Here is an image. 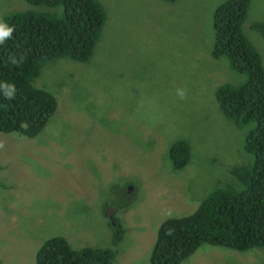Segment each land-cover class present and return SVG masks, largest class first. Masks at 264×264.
<instances>
[{
  "label": "rangeland",
  "instance_id": "374dc122",
  "mask_svg": "<svg viewBox=\"0 0 264 264\" xmlns=\"http://www.w3.org/2000/svg\"><path fill=\"white\" fill-rule=\"evenodd\" d=\"M99 1L108 17L90 62L48 61L33 80L58 101L42 132H0L2 264H36L59 235L78 249L111 247L123 264H150L164 219L195 211L217 185L233 183V167L254 161L245 139L255 122L234 126L215 98L221 83L246 78L227 56L212 57L214 12L226 0ZM25 11L62 16L65 7L0 0V22ZM255 24H264V0H251L243 23L264 62ZM178 138L191 143L182 170L169 158ZM112 212L131 235L116 246ZM181 264H264V246L205 243Z\"/></svg>",
  "mask_w": 264,
  "mask_h": 264
},
{
  "label": "trees",
  "instance_id": "16d2710c",
  "mask_svg": "<svg viewBox=\"0 0 264 264\" xmlns=\"http://www.w3.org/2000/svg\"><path fill=\"white\" fill-rule=\"evenodd\" d=\"M29 1L65 7L62 16L25 11L6 14L1 21L13 31L0 42V131L35 137L57 111L58 101L51 92L35 86L34 78L48 61L69 57L90 62L108 13L99 0ZM250 2L226 0L216 8L212 57L227 56L231 67L246 75L240 85H218L215 98L223 116L236 127L255 122L245 139L254 161L250 166L233 167V183L217 185L195 211L164 219L156 230L150 264H181L205 243L238 251L264 246V62L243 30ZM254 27L264 35V24ZM13 87V97L7 98L5 93ZM190 145L185 138L170 145L175 169L182 170L189 163ZM129 197L122 196V207H127ZM111 217L112 246H116L131 235L125 232L128 224L125 229L118 218L115 222L113 212ZM117 257L111 247L76 249L59 235L38 249L36 264H123Z\"/></svg>",
  "mask_w": 264,
  "mask_h": 264
},
{
  "label": "clouds",
  "instance_id": "9594fccd",
  "mask_svg": "<svg viewBox=\"0 0 264 264\" xmlns=\"http://www.w3.org/2000/svg\"><path fill=\"white\" fill-rule=\"evenodd\" d=\"M5 17V16H4ZM3 17V18H4ZM2 18V19H3ZM2 21V20H1ZM12 31H13V28L12 27H9L8 25H6V24H4V23H2V22H0V42H2L3 40H4V38H6V37H10L11 36V34H12ZM14 87H13V89H12V91H9V92H6L5 93V95H6V97L7 98H12L13 97V95H14ZM177 95H179L181 98H183L184 97V91L183 90H177ZM225 118V117H224ZM235 126V125H234ZM1 132V131H0ZM242 165H244V164H242ZM250 166V165H249ZM237 181H238V179H237ZM111 223V222H110ZM70 242V241H69ZM72 245V244H71ZM73 246V245H72ZM74 247V246H73ZM86 247V246H85ZM84 247V248H85ZM75 248V247H74ZM93 248H95V247H93ZM76 249H78V248H76ZM82 249V248H81ZM234 250V249H233ZM238 251V250H237Z\"/></svg>",
  "mask_w": 264,
  "mask_h": 264
},
{
  "label": "water",
  "instance_id": "95a60500",
  "mask_svg": "<svg viewBox=\"0 0 264 264\" xmlns=\"http://www.w3.org/2000/svg\"><path fill=\"white\" fill-rule=\"evenodd\" d=\"M129 189H132V185L129 187ZM151 238H152V237H151ZM151 238H150V239H151Z\"/></svg>",
  "mask_w": 264,
  "mask_h": 264
}]
</instances>
